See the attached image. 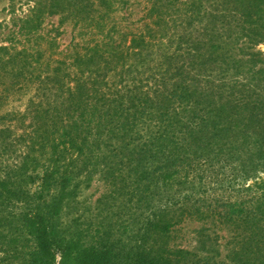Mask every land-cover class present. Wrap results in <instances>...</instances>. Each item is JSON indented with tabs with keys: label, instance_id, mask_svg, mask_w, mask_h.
Instances as JSON below:
<instances>
[{
	"label": "trees",
	"instance_id": "16d2710c",
	"mask_svg": "<svg viewBox=\"0 0 264 264\" xmlns=\"http://www.w3.org/2000/svg\"><path fill=\"white\" fill-rule=\"evenodd\" d=\"M176 1L146 0L149 24L134 31L127 17L114 16L125 0H40L19 29L26 43L0 46V264H186L191 252L171 241L194 216L244 225L242 241L264 264V181L252 213L230 204L229 213L216 216V207L204 201L203 210L200 199L183 198L187 171L180 167L203 149L208 158L226 148L234 159L252 143L264 173V133L236 145L220 119L233 107L212 109L208 100L223 86L188 89L175 64L177 57L186 62L180 54L163 52L159 76L147 71L162 37L155 27L174 23L167 13ZM228 1L252 24L249 36L263 35L264 0ZM45 15L71 18L82 37L57 51L55 36L39 32ZM211 41V62L229 63L227 50ZM189 56L195 67L201 50ZM232 62L239 71L241 61ZM25 94L24 111H1ZM178 100L194 102L195 117L203 104L204 115L185 124ZM96 176L108 190L87 206L81 196Z\"/></svg>",
	"mask_w": 264,
	"mask_h": 264
},
{
	"label": "rangeland",
	"instance_id": "374dc122",
	"mask_svg": "<svg viewBox=\"0 0 264 264\" xmlns=\"http://www.w3.org/2000/svg\"><path fill=\"white\" fill-rule=\"evenodd\" d=\"M39 1L0 0V46L15 44L17 48H21L26 43L28 36L22 35L19 29L22 20ZM125 1L115 12L117 21L121 22L123 17H127L124 24L132 25L134 31L144 28L145 22L149 24V19L145 20L144 17L148 7L146 0ZM170 16L175 20L173 24L163 25L161 29L155 27L157 35L162 33V37L156 41L155 59L151 60V68H147V71H154L159 76L157 64L161 61L163 52L180 54L181 60L186 62H179L180 57H177L175 64L182 65L188 89L197 90L200 94L203 90L204 93L208 92L211 87L223 86L214 99L208 100L212 109H223L224 105L233 107L232 114L225 111L220 116L221 126L227 127L224 132L231 130L230 138L236 145L242 143L241 137L244 135L249 137V141L255 140L259 133H264V33L249 36L248 28L252 24L243 21L228 0H178L171 4L167 13V17ZM44 17L39 32L44 36H55L59 46L57 51H66L74 37L76 40L82 37L78 35V26L71 18L61 23L60 15ZM212 39L227 50L218 52L225 53L229 63L222 58L211 62V51L208 49ZM198 50H201V56L195 57L193 67L189 54L198 55ZM204 54L207 59L205 68ZM60 57L62 58L60 54H54V58ZM232 60L241 61L239 71ZM28 97L29 94L11 97L1 111H24ZM175 103L185 124L198 122L199 117L204 115L203 104L198 106V116L195 117L192 113L194 102L186 104V101L178 100ZM207 116L213 118L215 115L211 111ZM187 129L183 127V131ZM181 132V129H176L177 138ZM230 138L227 139V146L232 145ZM239 150L238 157L234 156V159H228L226 148L218 158H205L204 149L203 154H192L186 164L180 167H185L187 171V183L183 191L186 196H181L191 202L200 199L198 206H202L203 210L204 201L208 206L216 207V216L229 213L230 204H237V208L241 207L239 209L245 210V213H252L253 203L259 195L256 189L263 183L264 173L260 169L261 163L255 158L254 144L249 143L246 149ZM250 156L253 158L252 162L248 160ZM184 173L182 171L181 174ZM178 187L173 189L177 195L181 194ZM249 187L255 189L251 190ZM107 190L108 183L96 176L91 186L83 192L81 200L87 206L94 205L96 199ZM212 218L204 220V216L185 217L177 227L171 244L191 252L186 264H261L260 261L256 262V255L251 252L249 244L242 241L244 225L240 227L224 223L218 217L213 222Z\"/></svg>",
	"mask_w": 264,
	"mask_h": 264
}]
</instances>
